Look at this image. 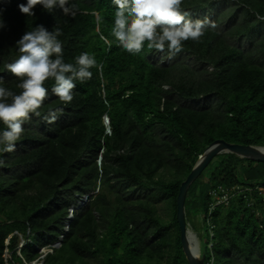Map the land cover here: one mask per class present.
<instances>
[{
    "label": "trees",
    "instance_id": "trees-1",
    "mask_svg": "<svg viewBox=\"0 0 264 264\" xmlns=\"http://www.w3.org/2000/svg\"><path fill=\"white\" fill-rule=\"evenodd\" d=\"M21 3L0 0L2 86L21 91L6 65L39 25L61 29L65 62L88 52L103 68L75 81L69 103L46 81L41 115L30 114L14 151L0 150V264L35 262L42 248L52 250L43 264H188L176 219L182 182L217 140L264 147V0H183V11L215 27L163 65L167 46L159 52L146 41L128 53L111 34L113 0H68L69 14L37 5L34 16ZM201 99L215 104L191 105ZM219 187L228 205H213ZM185 211L194 232L198 216L207 228L202 264H264V163L216 156L189 188Z\"/></svg>",
    "mask_w": 264,
    "mask_h": 264
},
{
    "label": "clouds",
    "instance_id": "clouds-1",
    "mask_svg": "<svg viewBox=\"0 0 264 264\" xmlns=\"http://www.w3.org/2000/svg\"><path fill=\"white\" fill-rule=\"evenodd\" d=\"M113 3L117 6V10L111 34L128 53H140L147 41L149 49L159 52H164L167 46L168 55L172 57L182 51L184 41L199 42L209 27H215V23L208 18L203 20L189 18L190 13L181 8L183 0H113ZM37 5L42 6L49 13L60 8L65 14H69L75 8V5H68V0H27L26 4H19V9L23 14L34 16L33 10ZM0 27H3L2 22ZM61 35L62 31L58 27L48 31L46 27L39 25L27 31L16 42L19 58L7 64L6 68L19 78L20 83L17 87L21 91L17 94L2 86L3 77H0V122L6 126L5 130L0 131V150L14 151L15 142L24 131L22 125L30 119V114L37 117L41 115L38 109L48 96V89L44 86L46 81L54 80L52 93L61 102L69 103L73 100L75 81L79 80L83 83L90 80L93 75L91 69L94 67L102 70L103 65L98 64L95 56L88 52L77 55L74 63L65 62L62 41L58 39ZM101 39H105L108 43L105 37L102 36ZM56 115V111H50V118L45 117V119L52 123ZM2 164L3 161L0 160V165ZM211 195L215 201L214 206L228 205L230 196L226 189L219 187L218 195L213 191ZM85 202H88V196L82 197L69 209V222L65 223V233L68 231L74 212L82 210L86 205ZM187 224L191 230L190 224L188 222ZM193 234H196L201 260V241L196 232ZM60 245L58 242L53 247L58 248ZM47 251L35 262L43 264V259L52 252L49 249Z\"/></svg>",
    "mask_w": 264,
    "mask_h": 264
},
{
    "label": "water",
    "instance_id": "water-1",
    "mask_svg": "<svg viewBox=\"0 0 264 264\" xmlns=\"http://www.w3.org/2000/svg\"><path fill=\"white\" fill-rule=\"evenodd\" d=\"M106 132L110 133V121L104 117ZM232 154L241 159L264 163V147L257 146H242L238 144H230L223 140H217L212 143L198 159L191 173L186 180L182 182L177 196V211L176 219L181 233L182 249L188 264H202L199 258V247L193 241L195 235L189 229L185 216V200L187 192L191 185L200 177L210 162L218 155ZM192 240V241H191ZM58 246V245H57Z\"/></svg>",
    "mask_w": 264,
    "mask_h": 264
},
{
    "label": "rangeland",
    "instance_id": "rangeland-1",
    "mask_svg": "<svg viewBox=\"0 0 264 264\" xmlns=\"http://www.w3.org/2000/svg\"><path fill=\"white\" fill-rule=\"evenodd\" d=\"M205 14L203 13V14H201V16H194V15H190V17L189 18H191V19H193V20H195V19H200V20H202V18L204 17L205 18ZM210 16V14L208 15V17ZM242 43H245V41H239L238 42V45L239 44H242ZM162 55V54H161ZM161 55H159V57L160 58H158L156 61H159V59H161ZM163 56H164V54H163ZM174 59V57H169V55H167V57H165L163 60H161L160 62H159V64H168L169 62H172V60ZM211 104H215V102H214V100H210V99H201V100H199V101H194V102H192L191 103V105L192 106H196V107H198V106H200V107H205L206 105H211ZM86 203V202H85ZM159 206H161V203H159L158 204V207ZM71 211V210H70ZM202 220L200 219V216H198L197 217V220L195 221V227H196V231H197V233H198V236H199V239H200V247H201V249H202V251L204 252V248H206L205 247V243H207V239H208V234H207V231H205L207 228L206 227H203L202 226ZM192 230V229H191ZM193 231V230H192ZM194 232V231H193ZM195 233V232H194ZM196 235V234H195ZM212 236V235H211ZM197 237V236H196ZM209 239H211V237H209ZM7 244H8V242H7ZM21 244H23V241H22V243ZM208 246H210V244L208 245ZM40 254H43V253H47L48 251H47V249H40L39 251H38ZM4 258H5V260H9L10 259V254L8 253V252H6L5 253V255H4ZM93 262V263H96L95 262V260L94 259H90V262ZM28 264H30V263H28ZM33 264H41V263H39V262H34ZM97 264H103L102 262H97Z\"/></svg>",
    "mask_w": 264,
    "mask_h": 264
},
{
    "label": "bare ground",
    "instance_id": "bare-ground-1",
    "mask_svg": "<svg viewBox=\"0 0 264 264\" xmlns=\"http://www.w3.org/2000/svg\"><path fill=\"white\" fill-rule=\"evenodd\" d=\"M201 156H202V155H201ZM201 156H200V157H201ZM200 157H199V158H200ZM192 239H193L194 243L196 244V246H198V243H197V240H196V238H195V237H193ZM191 241H192V240H191Z\"/></svg>",
    "mask_w": 264,
    "mask_h": 264
},
{
    "label": "built area",
    "instance_id": "built-area-1",
    "mask_svg": "<svg viewBox=\"0 0 264 264\" xmlns=\"http://www.w3.org/2000/svg\"><path fill=\"white\" fill-rule=\"evenodd\" d=\"M226 200V198H224Z\"/></svg>",
    "mask_w": 264,
    "mask_h": 264
}]
</instances>
